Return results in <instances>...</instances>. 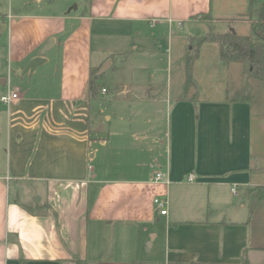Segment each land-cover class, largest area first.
<instances>
[{
	"label": "crops",
	"instance_id": "1",
	"mask_svg": "<svg viewBox=\"0 0 264 264\" xmlns=\"http://www.w3.org/2000/svg\"><path fill=\"white\" fill-rule=\"evenodd\" d=\"M54 1L10 0L0 13V264H264V200L253 191L264 187V85L247 63L223 62L217 44L188 95L181 71L172 70L162 93L165 84L150 79L143 98L154 120L140 152L151 173L145 164L112 165L110 139L92 130L97 100L88 98L91 70L111 61L93 65L95 37L126 40L147 29L150 39L170 37L185 21L190 36L208 33L206 22L248 35L250 23L237 18L249 0H80L68 12ZM51 39L54 54L21 75ZM167 51L180 70L181 35ZM11 93L19 97L1 101ZM164 112L159 138L155 121ZM131 140L114 150L131 149ZM158 173L169 183L156 182ZM167 197L162 215L155 199Z\"/></svg>",
	"mask_w": 264,
	"mask_h": 264
},
{
	"label": "rangeland",
	"instance_id": "2",
	"mask_svg": "<svg viewBox=\"0 0 264 264\" xmlns=\"http://www.w3.org/2000/svg\"><path fill=\"white\" fill-rule=\"evenodd\" d=\"M246 1L248 2V0ZM216 2L217 0H214V3ZM52 3H55V1L52 0ZM59 3H61L62 8L59 11L68 12L72 8L75 9L76 7H79L81 1L61 0ZM44 4L45 3L43 2V7ZM10 5V0H0V13H8ZM32 10L33 9H31V11ZM206 23H208L209 26L208 33L211 30L219 33L216 29H221L222 25L218 26V23L213 24L212 22ZM219 23L221 24L224 22L219 21ZM175 26L177 29L173 32L174 34L172 32L169 33L170 37H168L167 34H164L158 39H150L152 38V34L150 33V30L147 29L142 33V36H134L133 38H127L126 40L111 37V34L100 39L95 37L93 40V65L96 66L101 59H105L102 61H106L108 58L111 59V61L113 60L114 64L103 74V77L100 80L101 83L107 86L108 91L105 98L97 101L98 106H95L96 110L94 111L92 118L93 134L98 137L102 136L110 139L107 147L108 150L106 152H108V157L111 158L113 166L118 164L117 166L122 168H129L131 164H145L147 166L146 169L150 171L149 173L156 171V169L152 170L150 167L149 162L151 160H149V155H146V152H140L141 149H146V142L143 138L145 135L142 133L147 134L150 132V130L147 132L145 128L148 127L146 123L154 120L152 118V116H154L153 105L151 102H148L143 98L148 95L146 85L149 84L150 79L153 80V78H156L165 84L164 86H160L159 91L162 93V91H165L164 88H166L167 78L171 76L172 70L174 73L181 71V74L187 78V73L189 71L188 65L191 63L190 72L194 78L195 73L205 70L206 67H204V60H209V63H213L214 57L218 56L214 50V46L218 48L217 43L206 42L213 44L207 45L206 48L201 50L198 41L192 39L197 36L189 35L190 29L188 22L185 21L183 25L182 23L181 25L175 24ZM200 27L202 29L203 26ZM203 29H207V26L203 27ZM205 33L206 32L199 33L198 38L208 34ZM250 34L251 29L248 35ZM178 35H181L180 70L175 68L177 66L176 63H174V66L171 65L167 51L170 42L172 43V38H176ZM5 42L6 35L2 36L0 30V57L3 55ZM177 47L176 43L175 52ZM198 47L199 49H197ZM53 54L54 53H51V56ZM54 57L57 60L58 55H55ZM200 59L202 60L199 62ZM0 61L2 62L1 58ZM2 64L3 63H0L1 66ZM125 89L129 90V94L133 96L132 98L127 97ZM103 94L105 93H101V98L104 97ZM101 111H103L102 114L100 113ZM157 115L159 118L155 122L159 123V129L155 130L153 133L159 132L158 137L162 138L165 137L163 133L165 131L168 114L164 112V115ZM106 116L111 117L110 123L106 120ZM138 124L141 127H139ZM137 126L139 128H137ZM124 137L132 138L131 142L134 145L131 149L126 150L124 148H119L118 150H114V145H119ZM112 145L113 150L110 151ZM98 147L99 144L95 143L94 149H98ZM92 164L96 171H99L98 162L95 161ZM240 196L241 193L233 199L238 200ZM166 200L167 206L165 209L169 210V198L167 197ZM163 221L164 219L157 224L163 223Z\"/></svg>",
	"mask_w": 264,
	"mask_h": 264
},
{
	"label": "trees",
	"instance_id": "3",
	"mask_svg": "<svg viewBox=\"0 0 264 264\" xmlns=\"http://www.w3.org/2000/svg\"><path fill=\"white\" fill-rule=\"evenodd\" d=\"M195 18L202 19L203 21L212 19L210 14H200L195 16ZM237 20H245L250 23V35H240L231 27L228 32L223 34L211 30L206 36L192 39L198 41L199 47L206 42L217 43L220 47V58L223 62L247 63L251 77L264 85V0H249L247 12L239 16ZM190 65L191 63L188 65L189 71L186 78L185 95H188L189 91L195 88L193 76L190 72ZM98 70H91L88 87V98L93 101L102 99L101 93H104V90L108 91L107 86L100 81L103 75L96 76ZM253 191L256 193L259 201L264 200V187H257ZM73 263L89 264L86 260L80 258H74Z\"/></svg>",
	"mask_w": 264,
	"mask_h": 264
},
{
	"label": "water",
	"instance_id": "4",
	"mask_svg": "<svg viewBox=\"0 0 264 264\" xmlns=\"http://www.w3.org/2000/svg\"><path fill=\"white\" fill-rule=\"evenodd\" d=\"M54 39H51L48 44L44 47V49L41 52V56L33 59L28 66H26V68L20 72L21 75H27V74H32L36 71V69L40 66H42L46 60L43 58V56L48 52L49 49L53 48L54 46ZM112 62L110 60H108L107 62H105L102 67L98 70V72L96 73V76H102L107 70H109L111 68ZM1 81V80H0ZM151 240H153V236L151 237ZM147 246H151V243L149 242L147 244Z\"/></svg>",
	"mask_w": 264,
	"mask_h": 264
},
{
	"label": "built area",
	"instance_id": "5",
	"mask_svg": "<svg viewBox=\"0 0 264 264\" xmlns=\"http://www.w3.org/2000/svg\"><path fill=\"white\" fill-rule=\"evenodd\" d=\"M107 91L104 90V93H106ZM19 97V95L17 93H11V94H7L3 97H1V101L6 103V104H10L13 100H16ZM188 180L190 182H193L195 180V176L194 175H190ZM155 181L156 182H164V183H169V181L165 178V175L162 173H158L156 174L155 177ZM233 192L236 193V189H233ZM155 204L161 208V214L162 215H166L167 214V210L163 209L164 207L167 206V200L163 199V198H157L155 199Z\"/></svg>",
	"mask_w": 264,
	"mask_h": 264
}]
</instances>
